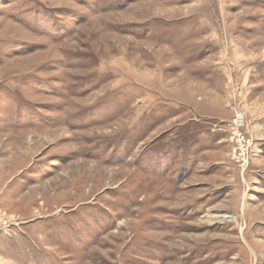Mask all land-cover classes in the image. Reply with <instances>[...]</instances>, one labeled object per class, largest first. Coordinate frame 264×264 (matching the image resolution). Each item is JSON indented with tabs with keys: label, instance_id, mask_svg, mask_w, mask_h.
<instances>
[{
	"label": "rangeland",
	"instance_id": "rangeland-1",
	"mask_svg": "<svg viewBox=\"0 0 264 264\" xmlns=\"http://www.w3.org/2000/svg\"><path fill=\"white\" fill-rule=\"evenodd\" d=\"M1 216L0 264H264V0H0Z\"/></svg>",
	"mask_w": 264,
	"mask_h": 264
},
{
	"label": "built area",
	"instance_id": "built-area-1",
	"mask_svg": "<svg viewBox=\"0 0 264 264\" xmlns=\"http://www.w3.org/2000/svg\"><path fill=\"white\" fill-rule=\"evenodd\" d=\"M228 108L232 110V115L225 121L224 127L230 144V155L232 160L244 169L249 162L254 139L246 127L243 112L232 105L228 106ZM7 225L8 218H2L1 216L0 230Z\"/></svg>",
	"mask_w": 264,
	"mask_h": 264
},
{
	"label": "bare ground",
	"instance_id": "bare-ground-1",
	"mask_svg": "<svg viewBox=\"0 0 264 264\" xmlns=\"http://www.w3.org/2000/svg\"><path fill=\"white\" fill-rule=\"evenodd\" d=\"M221 217H223V216H221Z\"/></svg>",
	"mask_w": 264,
	"mask_h": 264
}]
</instances>
